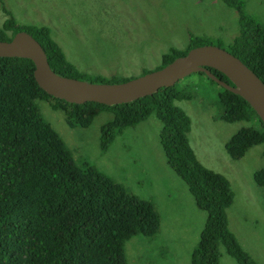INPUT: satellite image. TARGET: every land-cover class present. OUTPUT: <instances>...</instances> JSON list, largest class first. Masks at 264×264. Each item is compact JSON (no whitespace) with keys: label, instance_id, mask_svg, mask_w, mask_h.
I'll return each instance as SVG.
<instances>
[{"label":"trees","instance_id":"1","mask_svg":"<svg viewBox=\"0 0 264 264\" xmlns=\"http://www.w3.org/2000/svg\"><path fill=\"white\" fill-rule=\"evenodd\" d=\"M225 2L241 12L239 0ZM0 3L9 15L0 26L1 41L25 31L42 46L56 74L77 78L49 28L17 24L3 0ZM239 22V34L228 52L264 83V28L242 15ZM200 45L193 41L185 50L171 48L161 56L158 68ZM33 69L29 59L0 57V264H127L125 242L137 234L152 236L159 229V216L151 203L127 195L120 184L95 167L75 163L63 140L39 113L36 101L48 98L54 101V109L64 112L70 126H88L101 111L111 112L113 118L101 127L103 148L116 130L149 116L159 120L160 143L168 165L207 213L191 264H219L220 243L241 264H253L227 226L226 210L233 202L228 180L203 166L189 145L190 118L174 104L175 85L127 103L74 104L45 93L35 82ZM208 69L231 84L221 72ZM129 79L114 75L103 80L98 76L90 82L120 83ZM221 89L218 99L222 119L248 122L226 143L227 154L236 160L264 142V125L242 97ZM253 177L264 187V166Z\"/></svg>","mask_w":264,"mask_h":264},{"label":"rangeland","instance_id":"2","mask_svg":"<svg viewBox=\"0 0 264 264\" xmlns=\"http://www.w3.org/2000/svg\"><path fill=\"white\" fill-rule=\"evenodd\" d=\"M239 1L241 12L225 0H3L17 24L49 28L75 68L73 76L88 82L154 71L171 48L185 50L193 41L228 51L239 34L240 15L264 28V0ZM8 17L0 3V26ZM175 90L174 104L190 118L187 137L197 160L230 184L229 231L253 264H264V187L253 177L264 166V142L231 159L226 143L248 122L222 119L221 86L196 72L179 80ZM53 103L36 101L75 163L95 167L127 195L151 203L159 216L156 234H137L125 242L126 263L191 264L207 213L168 165L160 121L149 116L116 130L103 148L101 127L113 118L111 112L101 111L88 126H70ZM218 251L219 264H241L223 243Z\"/></svg>","mask_w":264,"mask_h":264},{"label":"water","instance_id":"3","mask_svg":"<svg viewBox=\"0 0 264 264\" xmlns=\"http://www.w3.org/2000/svg\"><path fill=\"white\" fill-rule=\"evenodd\" d=\"M0 57L29 59L34 65L33 77L37 85L48 95L74 104L127 103L201 72L222 88L242 97L264 125V83L237 57L217 46L193 47L161 68L120 83H93L56 74L42 46L25 31L15 33L9 41L0 40ZM208 68L221 72L231 84L217 78Z\"/></svg>","mask_w":264,"mask_h":264},{"label":"crops","instance_id":"4","mask_svg":"<svg viewBox=\"0 0 264 264\" xmlns=\"http://www.w3.org/2000/svg\"><path fill=\"white\" fill-rule=\"evenodd\" d=\"M153 199V198H152ZM153 201H154V199H153ZM227 225H228V223H227Z\"/></svg>","mask_w":264,"mask_h":264}]
</instances>
